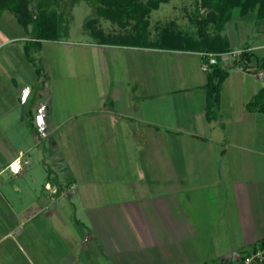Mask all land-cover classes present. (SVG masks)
Wrapping results in <instances>:
<instances>
[{
    "label": "crops",
    "instance_id": "crops-1",
    "mask_svg": "<svg viewBox=\"0 0 264 264\" xmlns=\"http://www.w3.org/2000/svg\"><path fill=\"white\" fill-rule=\"evenodd\" d=\"M34 26L0 14V264H230L263 245L264 113L246 109L264 86L257 11L207 39L70 41L77 92L70 72L55 85L56 40ZM209 47L228 49L211 118Z\"/></svg>",
    "mask_w": 264,
    "mask_h": 264
},
{
    "label": "rangeland",
    "instance_id": "rangeland-1",
    "mask_svg": "<svg viewBox=\"0 0 264 264\" xmlns=\"http://www.w3.org/2000/svg\"><path fill=\"white\" fill-rule=\"evenodd\" d=\"M153 1L155 0H107L105 5L117 2L130 5L122 13L109 9L108 15L100 14L95 0H35L30 3V11L34 16L39 15L37 22L52 25L54 33L59 37L56 41L45 44V56L49 59V69L56 81L55 85L61 86L60 83L66 76L64 72L78 76L71 79V83H65L74 92L84 85H81L82 79H79L82 70V63L78 58L82 53L81 47L69 44L70 41L97 40L100 34L142 40L148 31L153 34L149 39H155L156 32L161 31V27L167 26L170 21H175L177 28L182 29L183 33L190 34L189 31L196 30L195 20L200 17L194 14L196 7L200 15L206 14L208 10L205 0H170L161 3L158 8H153ZM35 34L38 31L35 30ZM42 64L40 58L41 67ZM100 65L104 67L107 62L102 61Z\"/></svg>",
    "mask_w": 264,
    "mask_h": 264
},
{
    "label": "trees",
    "instance_id": "trees-1",
    "mask_svg": "<svg viewBox=\"0 0 264 264\" xmlns=\"http://www.w3.org/2000/svg\"><path fill=\"white\" fill-rule=\"evenodd\" d=\"M35 0H0V14L7 8H10L19 15L21 20L25 23H33L35 25V30L38 31L37 37L40 39H51L57 40L59 39L58 35L55 34L54 27L50 24L46 23H38L37 20L39 15H35L29 9L30 3ZM170 0H155L153 1V8H158L161 3L169 2ZM96 5L98 6V11L100 14L108 15L110 13L109 9L117 13H122V11L126 10L130 5H125L122 2L117 3H109L107 4V0H95ZM204 4L208 7L206 14L200 15L198 7L194 10V14L199 17L196 18L197 28L195 31H189L188 33H183L182 29H178L175 21H170L167 26L161 27L160 35L161 37H177V38H185V37H194V35H200L206 38L207 28L208 26L213 27L214 30L223 29L224 25L228 20H230L233 16V12L235 9H240L242 14H245L249 11H257V15L260 18H264V0H205ZM125 6V7H124ZM128 12V11H127ZM135 14V13H134ZM147 24V23H146ZM147 27V26H146ZM40 31V33H39ZM151 34L149 31L145 35V39L135 40L130 37L123 38H115L109 37L104 34H100L97 36V40L101 43H134L137 45H146L148 44L149 38ZM228 51V49L215 50L211 47L208 48L207 52H213L217 54ZM252 61V54L247 50L243 49V51L239 54V58L237 60V65L242 66L243 68H247L248 64ZM258 70L264 71V60L260 59L258 62ZM208 73V100H207V113L208 116H214L217 112V106L219 101V92L221 89L222 83L228 76V70L217 64L211 67V70ZM246 109L248 111H258L264 113V86L253 96L251 100L246 103ZM264 244V239L261 240ZM255 249V248H254ZM253 249V250H254Z\"/></svg>",
    "mask_w": 264,
    "mask_h": 264
},
{
    "label": "built area",
    "instance_id": "built-area-1",
    "mask_svg": "<svg viewBox=\"0 0 264 264\" xmlns=\"http://www.w3.org/2000/svg\"><path fill=\"white\" fill-rule=\"evenodd\" d=\"M243 50L237 51V54L239 55ZM206 60L203 62V69L205 71H210L211 67L215 64H217L218 61V54L213 52H203L202 53ZM10 167L13 172L17 173L20 171L21 166L20 163H11ZM58 192L57 187H52L51 194L52 198H55V194ZM230 264H264V244L260 245L259 247L255 248L251 252L241 256L238 261L231 262Z\"/></svg>",
    "mask_w": 264,
    "mask_h": 264
}]
</instances>
